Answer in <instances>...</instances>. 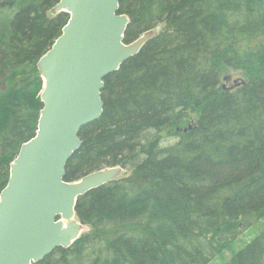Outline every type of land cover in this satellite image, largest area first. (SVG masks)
I'll use <instances>...</instances> for the list:
<instances>
[{
    "label": "trees",
    "instance_id": "trees-1",
    "mask_svg": "<svg viewBox=\"0 0 264 264\" xmlns=\"http://www.w3.org/2000/svg\"><path fill=\"white\" fill-rule=\"evenodd\" d=\"M59 2L0 0V194L38 130V63L70 18ZM119 12L125 43L155 34L105 77L65 180L129 173L81 195L89 230L35 264H210L264 218V0H120ZM225 264H264V230Z\"/></svg>",
    "mask_w": 264,
    "mask_h": 264
},
{
    "label": "water",
    "instance_id": "water-1",
    "mask_svg": "<svg viewBox=\"0 0 264 264\" xmlns=\"http://www.w3.org/2000/svg\"><path fill=\"white\" fill-rule=\"evenodd\" d=\"M54 10L70 18L39 60L38 130L21 146L0 194V264H35L70 247L85 228L75 211L78 198L122 176L123 168L114 166L65 180L67 163L83 144L81 128L104 111L105 77L155 34L125 43L129 17L119 12L120 0H60Z\"/></svg>",
    "mask_w": 264,
    "mask_h": 264
},
{
    "label": "rangeland",
    "instance_id": "rangeland-1",
    "mask_svg": "<svg viewBox=\"0 0 264 264\" xmlns=\"http://www.w3.org/2000/svg\"><path fill=\"white\" fill-rule=\"evenodd\" d=\"M239 74L237 73H228L225 77H224V81H223V85L224 88H229L234 86L235 84L238 83V81L240 80L239 78ZM124 173H129L126 170H123V174ZM89 227L84 228V232L88 231ZM264 230V218L254 222V224L248 228L245 232H243L241 234V236L239 237V239L235 242V244L232 245V247H230L229 249L225 250L224 252H222L219 256L215 257L210 264H225L229 261V259L232 257V254L238 250L239 248H241L242 246H244L245 244H247L248 242H250L252 239H254L258 234H260L262 231Z\"/></svg>",
    "mask_w": 264,
    "mask_h": 264
}]
</instances>
